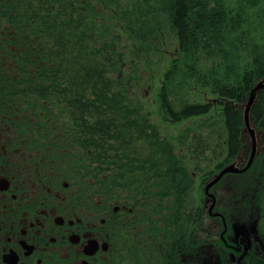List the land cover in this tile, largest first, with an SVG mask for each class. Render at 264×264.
I'll return each mask as SVG.
<instances>
[{"label": "trees", "instance_id": "1", "mask_svg": "<svg viewBox=\"0 0 264 264\" xmlns=\"http://www.w3.org/2000/svg\"><path fill=\"white\" fill-rule=\"evenodd\" d=\"M97 3L115 9L113 30L99 25ZM247 4L0 0V117L19 113L14 123L33 125L40 135L62 123L58 113L67 116L74 136L91 149L88 159L101 166L107 182H141L132 191L145 195L150 188L160 212L167 200L170 212L163 226L171 232L174 256L179 258L191 218L190 171L173 142L134 104L128 81L117 74L125 54L119 50L118 32L134 45L148 47L166 29L175 35L177 56L164 71L158 105L173 124L197 118H204L207 126L221 123L225 149L215 166L220 171L243 148V112L252 88L264 79V0ZM189 86L207 96L191 97ZM250 113L251 123L264 132V88ZM209 139L201 134L194 139L196 159L207 158ZM113 150L118 152L115 157ZM258 168L250 202L264 247V158Z\"/></svg>", "mask_w": 264, "mask_h": 264}, {"label": "flooded vegetation", "instance_id": "2", "mask_svg": "<svg viewBox=\"0 0 264 264\" xmlns=\"http://www.w3.org/2000/svg\"><path fill=\"white\" fill-rule=\"evenodd\" d=\"M2 119L7 126L0 129V264H181L171 232L164 227L157 234L153 226L151 189L142 195L132 191L141 182H107L67 116L61 140L34 133L33 125L18 126L12 116ZM209 205L208 214L223 225L216 242L221 263L261 264L258 235L247 225L238 234L235 225L243 224H234L217 203L210 213ZM189 214L191 231L185 230L181 255L198 242L193 236L202 209Z\"/></svg>", "mask_w": 264, "mask_h": 264}, {"label": "rangeland", "instance_id": "3", "mask_svg": "<svg viewBox=\"0 0 264 264\" xmlns=\"http://www.w3.org/2000/svg\"><path fill=\"white\" fill-rule=\"evenodd\" d=\"M233 3H240L244 1L248 6L255 3V0H231ZM98 7V20L102 29H112L115 20L113 15L115 9H105L100 3H97ZM250 7V6H249ZM117 26H120L119 24ZM113 30V29H112ZM117 37L119 47L122 55L121 60L123 62L121 71L117 74L121 75L124 81H128L130 84V92L133 95V102L137 106L144 117L158 128L160 134L171 140L178 155L184 159L187 165V170L190 171L191 185L188 190V205L190 209H202V219L200 223L195 226L194 238L198 240L197 244L191 246H185V252L181 255V264H222L219 259V251L216 242H219V232L223 225L221 220L215 216L208 214L209 207L212 199L205 193V187L210 180L216 176L219 171L215 169L217 162L221 160V154L223 153L224 136L223 127L219 121L214 124H208L204 122V118L187 119L179 123H171L162 116L160 107L158 105V92L162 85V78L164 71H166L172 65L173 59L177 56V38L168 29L161 34L160 39H151V46L140 45L141 43H131L126 37L119 33ZM143 46L144 48H140ZM122 53V54H123ZM191 97H199L204 99L207 94L202 90L189 86ZM19 116H12L16 118ZM10 118V117H8ZM59 120L64 122L65 115L58 113ZM0 117V129L5 128L6 120H1ZM11 119V118H10ZM1 121H3L1 123ZM12 125V119L10 120ZM55 124L51 129H48L45 134L49 135L50 139L59 140L62 135L60 128L63 125ZM203 123V124H202ZM205 124V125H204ZM207 124V125H206ZM256 129L257 146L258 150L255 155V160L248 170L244 173H229L222 177L220 182L212 186L210 192H213L216 197L215 203H217V210L224 211L229 215L231 221L235 224L247 225L255 235L256 234V213L252 205L251 198L254 194V189L257 182V175L259 173V163L264 158V132L260 131L255 124L251 123ZM13 126V125H12ZM44 134V137H45ZM201 134L203 137H210L205 159L199 158L198 153L195 152L194 139ZM243 148L238 156L237 166L244 168L249 160L251 154V138L246 128L243 132ZM61 140V139H60ZM195 157V158H194ZM201 163H200V162ZM231 164V163H230ZM211 171V175L208 172ZM150 183V182H149ZM147 182V184H149ZM153 198V203L158 199ZM207 201L209 203L207 204ZM166 203L161 204L163 211L159 213L156 211L154 217V228L156 232H163V219L164 216L169 214ZM209 205V206H210ZM191 228L188 229V231ZM187 230V229H186ZM165 232V231H164ZM158 238V235H156ZM152 239H148L147 247L150 246ZM257 245L259 246L260 263L264 264V247L261 244L259 236L257 237ZM145 254L146 259L150 258L152 250H147ZM144 255V256H145ZM154 256V251H153ZM183 256V257H182ZM152 257V256H151Z\"/></svg>", "mask_w": 264, "mask_h": 264}, {"label": "water", "instance_id": "4", "mask_svg": "<svg viewBox=\"0 0 264 264\" xmlns=\"http://www.w3.org/2000/svg\"><path fill=\"white\" fill-rule=\"evenodd\" d=\"M264 88V79H262L261 81H259L257 84H255V86L252 88V91L249 95L248 98V102L245 106L244 109V124H245V128L248 132V134L250 135L251 138V146H252V150H251V154H250V158L247 162V164L244 166V168H239L236 164V162H233L231 164H228L224 167H222V169L219 171V173L214 176L210 182L206 185L205 187V193H207V195L212 199V203L210 206V213L212 212L213 208L215 207L216 203V197L215 194L213 192H210V189L212 186L216 185L218 182H220V180L222 179V177L226 174L229 173H244V171L248 170L249 167L252 165V163L255 160V155L257 153L258 150V146H257V135H256V129L255 127L251 124V117H250V110L252 108V105L255 102V99L257 97V94L259 91H261ZM214 215H218L217 213H215ZM236 227V231L238 232V234H243L246 232V227L244 225H235Z\"/></svg>", "mask_w": 264, "mask_h": 264}]
</instances>
